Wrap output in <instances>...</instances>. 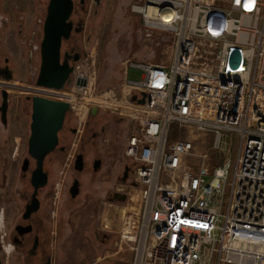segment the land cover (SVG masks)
Masks as SVG:
<instances>
[{
  "label": "built area",
  "instance_id": "built-area-1",
  "mask_svg": "<svg viewBox=\"0 0 264 264\" xmlns=\"http://www.w3.org/2000/svg\"><path fill=\"white\" fill-rule=\"evenodd\" d=\"M129 12L172 39L167 64L126 62L127 95L145 100L114 108L130 116L122 155L139 195L117 233L129 264H264V0H143ZM73 81L82 124L99 97L83 75ZM192 133L222 154L234 135V160L213 166L205 152L190 166Z\"/></svg>",
  "mask_w": 264,
  "mask_h": 264
},
{
  "label": "rangeland",
  "instance_id": "rangeland-1",
  "mask_svg": "<svg viewBox=\"0 0 264 264\" xmlns=\"http://www.w3.org/2000/svg\"><path fill=\"white\" fill-rule=\"evenodd\" d=\"M142 1L102 0L96 14L90 6L84 17L81 39L86 55L77 64L79 68L76 69L75 74L86 77L94 95L99 97L98 100L105 102L94 101L96 103L94 107L98 108L93 124H103L105 129L104 134H99L94 141V150L101 160V167L97 172H89L81 177L80 191L75 201L70 204L65 203L66 198L61 196L56 200L58 206L52 207L47 215L50 220L45 222V225L54 240L55 264L59 259L61 264H89L94 245L89 239L90 225L92 226L94 222L98 232L112 235L110 231L113 227H110L109 221L118 217L112 207H125L127 204L135 206L139 200L138 193L135 194L129 188H121L117 179L123 158L124 141L130 128L128 122L130 116L119 115L118 111L121 110L114 108L131 106L130 96L127 95V89L122 84L123 77L127 73L126 62L130 61L134 65L149 62L167 64L172 41L171 36L166 33L156 31L145 33L139 19L130 14L129 5ZM47 3L48 0H0V55L9 58L12 68L14 60L18 71L17 76L11 81L0 79L13 85L10 90L4 89L8 94L9 106L6 126L0 123V264H22L21 256L13 252L10 237L14 225L19 220L23 207L22 193L26 190V182L20 173V157L23 155L22 146L28 135L30 109L23 105L20 106L19 111L16 108H18V99L23 95L33 94L28 91L29 89L49 90L34 85L31 81L32 71L27 64L29 59L31 66L37 68L39 66L38 47ZM21 35H25L26 39L21 38ZM30 36L34 38L33 55L29 50L31 46H28ZM139 77L138 69L135 67L128 69L129 80L138 81ZM56 92L61 93L63 97L54 100L69 103L75 114L82 115L80 104L83 99L73 86ZM76 123L78 128L79 121L77 120ZM171 129L175 132V125H172ZM178 132L181 138L185 137V129H179ZM190 137L198 138L192 156L186 160L187 164L194 168L200 161L199 156L205 152H209V164L213 166L221 165L226 160L233 161L235 158L237 141L232 134L224 140L227 149L224 154L221 151L210 150V137L202 135L199 139L196 133H192ZM200 140L207 144L199 143ZM16 147L18 151L15 150ZM86 157H92L89 151ZM124 162L131 169L134 168L129 160L124 159ZM112 193H125L128 197H132L123 203L110 202L109 196ZM64 203L65 208H61ZM79 204H86L87 208H82L79 213H69ZM88 220L89 226L85 229ZM60 229L62 233L58 234ZM63 237L67 239V243L64 242ZM62 248L66 249L67 255L60 257L58 253Z\"/></svg>",
  "mask_w": 264,
  "mask_h": 264
},
{
  "label": "flooded vegetation",
  "instance_id": "flooded-vegetation-1",
  "mask_svg": "<svg viewBox=\"0 0 264 264\" xmlns=\"http://www.w3.org/2000/svg\"><path fill=\"white\" fill-rule=\"evenodd\" d=\"M101 2L102 0H73V11L70 16V20L73 23V29H77L78 32L75 33L74 31H72L69 40L62 41L61 43L60 62H62L65 58L68 61L69 67L72 68V72L69 75V84L65 85L64 89L73 86L75 72L76 69L79 68L77 64L86 55L85 46L83 45V40L81 39V35L84 30V17L88 12V8L90 6L93 8V13L96 14L101 5ZM21 38L26 39V36L21 35ZM33 39L34 38L30 36L28 43V46H31L29 50L31 51L30 54L32 55L34 52ZM27 64L33 75L31 76L33 77L31 81L35 82L38 68L31 66V62L29 63V61ZM0 68L3 70L0 75L1 78L9 74L8 72L11 73L13 79L18 74L14 60L12 68L9 58L6 56L0 55ZM6 86V82L0 81L1 89H4V87ZM12 88L13 85L11 84L7 86V90H10ZM28 91L33 93V89H29ZM36 96L37 95L35 94L23 95L22 98L18 99L17 101L18 108L16 109L18 111L20 110L21 105L28 106L30 109L28 135L22 146L23 155L22 157H20L21 165L23 160L25 159L28 160V164L25 172H21L20 165V173L22 179H24L26 182V190L22 193L23 207L20 211L19 220L13 227V233L10 237V243L13 247V252L21 256L22 264H55L56 260H54V255H56V250L54 248L55 244H53L54 240L51 237L52 233L46 228L45 225L50 220L47 215L48 213H50L51 208L57 205L58 202H56V200L61 196L66 198V201H64L65 203L70 204L75 201L79 195V181L81 177L89 172L95 173V171H93V166L98 160L100 161L101 167V160L97 157L96 151L94 150V141L99 134H104L105 129L103 124H93V119L97 116L96 114L94 116H91L90 112H88V114L85 115L82 124L79 123L77 128L76 121L78 120V116L75 114L72 107V110L70 112L65 113L61 129L57 133V146L52 152L48 153L43 160L42 169L46 174V183L43 187H39L36 189L35 197L38 200V209L37 211L31 213L27 218H23L25 206L31 203L32 195L34 193V187L31 184V174L35 169V160L28 154L27 143L30 135L32 113L31 99ZM46 99L54 100L51 98ZM1 101L2 99L0 94V105ZM8 106L9 98H7V112ZM15 150L18 151V147H16ZM88 151L89 154L92 155V157L90 158L86 157ZM78 157H81V165H79V163L77 162ZM79 166H81L80 171L77 170ZM132 172L133 168L131 169V167L127 165L122 158L119 166V173L117 176L120 185L128 187V184L132 179ZM123 177L125 178L124 181L122 180ZM76 182L78 193L73 198L71 197V190ZM115 194L116 193L110 194L109 200H112ZM119 194L126 195L125 193ZM65 203L62 204L61 208H65ZM82 208H87V205L79 204L78 206H75L73 210H70L69 213H79L82 211ZM47 210L49 212H47ZM88 222L89 220L84 226L85 229L89 226ZM61 231L62 229H60L58 234H61ZM88 232L90 235L89 239H91L93 242H110L111 244L116 242L114 239H112L111 234L98 232L97 228L94 225V222L93 225H90V228H88ZM85 241L88 242V239L85 238ZM61 252H66V249L62 248Z\"/></svg>",
  "mask_w": 264,
  "mask_h": 264
},
{
  "label": "water",
  "instance_id": "water-1",
  "mask_svg": "<svg viewBox=\"0 0 264 264\" xmlns=\"http://www.w3.org/2000/svg\"><path fill=\"white\" fill-rule=\"evenodd\" d=\"M73 11V0H48L45 10V17L42 24V37L39 43V67L34 85L38 88L61 91L65 85L69 84V75L72 68L69 67L68 61L64 58L60 62V48L62 41L69 40L73 29V23L70 16ZM29 63L30 60L28 59ZM0 68V75L2 73ZM0 79L8 82L12 80L10 72ZM78 85H84L85 82H77ZM1 105H0V122L6 126L7 98L8 94L4 89H0ZM132 95L131 102L143 104L145 94ZM71 106L64 101H55L39 96L31 99V123L30 135L27 143L28 154L35 160V169L31 174V184L34 187V193L29 205L25 206L23 218H27L31 213L37 211L38 200L35 197L36 189L43 187L46 183V174L43 172L42 165L45 156L52 152L57 146V133L61 129L64 115L70 112ZM97 114L96 108L90 109V115ZM77 162L81 165V157H78ZM28 160L25 159L21 165V172H25ZM100 167L98 160L93 166V171H97ZM81 170V166L77 168ZM123 181L125 178L123 177ZM77 182L71 190V197H75L78 193ZM118 201L124 202L125 195L115 194ZM28 231V230H27Z\"/></svg>",
  "mask_w": 264,
  "mask_h": 264
},
{
  "label": "crops",
  "instance_id": "crops-1",
  "mask_svg": "<svg viewBox=\"0 0 264 264\" xmlns=\"http://www.w3.org/2000/svg\"><path fill=\"white\" fill-rule=\"evenodd\" d=\"M120 186L121 188L124 189L129 188V186L128 187L122 185ZM113 201L123 203L118 201L115 197L112 200H110V202ZM132 207L133 206H130L128 204L125 207H119V206L112 207L118 214L117 218H113L112 220L109 221L110 223L109 225H111L110 227H113V229L110 231L113 235L112 239H114L116 242L113 244H111L110 242L109 243L106 242L101 243L98 241L94 242L93 251L91 254L92 257L89 264L93 262H97V264H129V262L131 261L132 253L129 250L124 249L122 245L118 243L117 233L120 231L122 227V221L124 222V224H126L128 218L131 216V212L133 209ZM122 229L124 230V232L127 231L126 227H122ZM114 236L116 238H114ZM63 239L64 242L66 243L67 239H65V237H63ZM61 255L66 256L67 253L59 251L58 256L61 257ZM59 260L57 261V264H61V262L59 263Z\"/></svg>",
  "mask_w": 264,
  "mask_h": 264
},
{
  "label": "bare ground",
  "instance_id": "bare-ground-1",
  "mask_svg": "<svg viewBox=\"0 0 264 264\" xmlns=\"http://www.w3.org/2000/svg\"><path fill=\"white\" fill-rule=\"evenodd\" d=\"M7 86H9V83H7ZM7 86L4 87L5 90H7ZM33 94L37 95V96H40V97H47V98H52V99H57V98H62L63 95L59 92H56V91H53V90H43V89H33ZM73 100V99H72ZM79 101V100H78ZM97 101L99 103H101L102 101L98 100ZM70 102V101H69ZM102 103H105V102H102ZM115 105V104H114ZM117 107V106H116ZM119 110V109H118ZM121 110H126L128 112H131L132 110L134 109H129V108H126V107H121ZM130 110V111H129ZM119 220V219H118Z\"/></svg>",
  "mask_w": 264,
  "mask_h": 264
}]
</instances>
